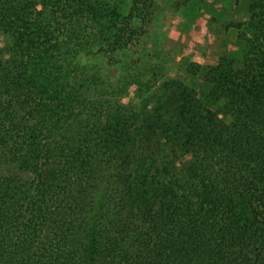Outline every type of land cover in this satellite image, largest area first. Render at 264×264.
<instances>
[{
  "label": "trees",
  "instance_id": "obj_1",
  "mask_svg": "<svg viewBox=\"0 0 264 264\" xmlns=\"http://www.w3.org/2000/svg\"><path fill=\"white\" fill-rule=\"evenodd\" d=\"M154 2L0 0V264H264V51L154 84Z\"/></svg>",
  "mask_w": 264,
  "mask_h": 264
},
{
  "label": "rangeland",
  "instance_id": "obj_2",
  "mask_svg": "<svg viewBox=\"0 0 264 264\" xmlns=\"http://www.w3.org/2000/svg\"><path fill=\"white\" fill-rule=\"evenodd\" d=\"M192 1L198 2V6L190 8L183 0H155L153 3L150 28L138 38L133 66L154 84L175 80L191 83L192 75L185 72L188 66L193 67L194 75L201 76L207 69L236 66V61L247 52L264 51V32L261 28L250 29L244 0ZM143 45L150 53L147 59L150 63L146 60L143 63L151 64L153 71L146 70L148 65L143 69L139 67L142 63H138V50ZM127 68L129 66L103 68L113 75L123 92L131 82ZM128 88L129 95L133 94L135 87ZM139 88L146 90L147 86L142 82ZM126 97L121 99L125 103Z\"/></svg>",
  "mask_w": 264,
  "mask_h": 264
}]
</instances>
